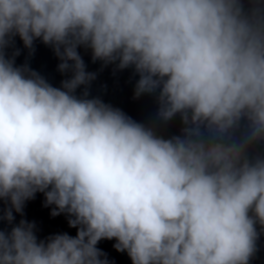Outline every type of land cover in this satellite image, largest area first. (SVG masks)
I'll return each instance as SVG.
<instances>
[{
	"label": "clouds",
	"instance_id": "1",
	"mask_svg": "<svg viewBox=\"0 0 264 264\" xmlns=\"http://www.w3.org/2000/svg\"><path fill=\"white\" fill-rule=\"evenodd\" d=\"M19 37L52 47L60 87ZM93 62L133 69L138 121L90 96ZM83 89L78 95L77 90ZM179 118L178 134L162 129ZM264 0H0V222L43 193L67 232L0 229V264H251L264 234Z\"/></svg>",
	"mask_w": 264,
	"mask_h": 264
}]
</instances>
